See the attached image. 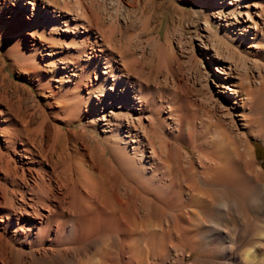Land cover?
<instances>
[{
    "label": "rangeland",
    "instance_id": "rangeland-1",
    "mask_svg": "<svg viewBox=\"0 0 264 264\" xmlns=\"http://www.w3.org/2000/svg\"><path fill=\"white\" fill-rule=\"evenodd\" d=\"M8 1L0 0V154H3L0 163H4L3 166L0 164V256L2 254L7 256L8 264H101L109 254L115 258L112 264H135L136 259L141 256L142 260L146 261L144 264H216V259L203 257L201 252L206 251V254L207 252L210 254L217 246L215 243L204 244L203 250L196 248L193 250L191 247L190 235H196V232L183 234L182 237L174 234L171 239L166 240L165 245L161 246L156 237L153 239L152 230L149 235L147 233L144 236L137 234L129 240L124 233L115 232L109 221H105L101 216V212L110 210L103 202H109V205L114 204L118 198L122 197L126 186L132 187L137 190H135L137 193L139 192L138 198L143 196L142 200L136 198L133 200L140 209L135 223L136 230L144 232L142 231L143 224L153 226L156 223L162 204V200L158 198L165 196L164 188L154 194L151 189L156 188V185L161 186L165 180L162 179V183L158 180L152 182L153 179L149 178L150 174H132L121 150H117L113 157L97 158L101 157L100 153L106 144L104 137L110 135L109 132L103 133V129L113 130V127H103V121H99L102 110L96 112L98 114H95L93 110L100 96L94 93L95 89L89 93L97 80L95 73L98 72L97 76H101L99 71H102L103 64H99L100 69L97 71L93 69L87 71L90 63L86 52L89 49L77 58L75 44L86 37L90 38L89 41L95 39L105 48L107 60L111 62L113 58L119 60V67L129 72L132 80L144 88L146 95L154 99L157 104L156 110L160 114L167 112V106H170L169 110H176L177 115L181 116L180 123L184 128L182 127L183 133L180 138L182 146L178 144L174 146L181 148L182 151L185 149L192 152L191 160L196 167L199 151H205L207 148L206 151L209 153H223L224 155L227 149L225 145L216 144V139H213V142L210 141L216 121L221 122L224 127L229 124L227 120L217 116V111L216 114L213 113L210 106L206 105L209 96H212L210 92L212 86L208 75V72L212 71L203 64L204 60L199 57L194 48L197 43L195 40L197 34L206 33L211 38L217 35L223 36L222 26L217 25L219 19L205 14V6L201 3L198 7L194 0H80L82 14L77 22L78 30L76 33L70 30L66 33L61 31L64 28L62 23H58L59 26H57L56 22H52L54 26H49L50 22L44 14V7L50 11L52 21H55L57 17L53 18V15H57L56 9L49 7L47 3H51L52 0H37L38 17L31 27L45 29L43 36L45 41L42 42L38 34L28 26L31 21L27 16L30 17L32 6L26 5L28 6V9L24 11L26 13L16 10V13L12 15L17 4L16 1H11V3ZM253 1L242 0L240 3L242 5L245 3L244 5L253 10L259 7L264 8V0ZM55 3L62 6L60 0ZM90 3L102 13V18L106 20L111 16L113 19L110 23L112 27L114 25L116 34H114L115 39L113 38L109 44L112 49L108 48V43L102 39L99 31L91 30L88 34L81 28L84 24L91 29L90 23L92 22H90L88 12L92 6ZM73 5L74 0H71L70 7L74 12L71 11L69 18L70 16L74 18L76 15ZM36 47L40 48L39 51L35 50ZM240 48L243 50L240 55L244 56L246 62L251 61L252 57L247 55L249 49L247 45H242ZM121 49L127 54L126 58L119 57L121 55H118V52ZM98 53L99 51L96 52ZM169 59L172 60L168 61ZM123 60L129 64L123 67ZM258 60L264 66V51H261ZM134 70L137 72L135 73ZM76 95L82 98L79 108L74 107L78 104ZM89 97L90 107L86 104V99ZM258 104L257 116L264 124V101ZM202 106L204 109L207 107L213 119L218 117L214 120L215 123L209 118L204 120L207 117L204 111L201 116ZM109 107L106 106L105 110L107 118L111 111ZM260 109L263 114H260ZM115 115H120V113L116 112ZM122 116L120 118H123ZM92 118L98 121L96 129L92 126ZM201 118L207 124V128L200 131L198 123ZM114 134L110 135V138H113L109 139L111 142L118 138L117 132ZM52 142H55L53 144L55 148ZM250 143L255 150V165H259L264 171V142L250 139ZM25 146L31 151L30 155L24 151ZM188 146L195 147V150L191 151ZM25 155L29 156L28 159L23 157ZM7 162L9 166L6 165ZM60 167L64 174L71 178L69 187H74L75 192L81 193L86 202L95 203L88 216L89 222L87 223L91 227L89 237L87 235L84 238L86 233L81 232L80 221H77V224L75 214L69 215L64 210L59 213L60 216L56 215L60 217L59 219L54 215L55 220L53 216L50 227L42 226L40 222L43 220L35 215L24 217L31 222H27L28 227H17L21 200L24 199L25 203L29 202L32 194L30 187L36 190V184L40 183L36 180L34 172L37 170L41 175L43 171L50 173L53 168L58 172L61 170ZM26 168L33 171L28 172ZM171 175L175 177L176 173L172 172ZM50 176L52 177L51 174ZM44 178L47 182V177ZM52 178L55 181V178ZM35 181H37L36 184H34ZM229 188L231 195L241 196V210H244L232 219L229 226L228 234L233 236L236 225L242 228V231L248 230L253 224L254 216L246 209V207L249 209L248 200L243 199L245 197L242 194L245 191L247 193V189L243 184L233 181L229 184ZM89 190L95 192H89ZM94 193L96 199L93 197ZM154 195L158 200L154 199ZM126 197L128 195L125 196V200ZM5 199L11 203L7 201V205L4 204ZM69 199L70 197L65 199L66 203ZM103 207L105 208L102 209ZM98 210L101 211L98 212ZM116 212L119 216L118 208ZM40 213L46 214L47 212L40 209ZM243 213L245 217H242ZM61 223L63 226H60L63 228H58V224ZM37 233L40 236L38 242L32 244L31 237L36 236ZM113 234L116 238H112ZM196 239L202 241L203 238ZM140 247L142 252L139 254ZM233 251L234 260L228 261V264H238L242 261V250L240 252V248L234 247ZM127 252L130 254L126 256ZM186 254H189V258ZM135 255L139 257L136 258Z\"/></svg>",
    "mask_w": 264,
    "mask_h": 264
},
{
    "label": "bare ground",
    "instance_id": "bare-ground-1",
    "mask_svg": "<svg viewBox=\"0 0 264 264\" xmlns=\"http://www.w3.org/2000/svg\"><path fill=\"white\" fill-rule=\"evenodd\" d=\"M11 1H16L17 4L16 9L12 11V15L16 13V10L26 13L24 12L28 9L26 5L29 4L32 6L30 17L27 16L31 21L28 26L32 28L33 32L38 34L40 41L44 42L45 39L43 36L45 29L31 27L38 17V1L9 0L8 2L11 3ZM56 1L57 0H52L50 1L51 3L47 2L49 7H54V10L56 9L55 12H57V15H53V18L57 17L55 21H52L50 11L48 9L46 10V7H44V14H46L49 19L47 20L50 22L49 26H54V24H51L52 22H56L55 25L57 26H59L58 23H62L64 27L61 29L62 32L68 33L70 30L76 33V30H78L77 22L79 16L82 14L81 1L74 0L73 8L76 12V18L71 16L69 18L71 11H73L72 7H70L71 0H60L62 6H59V3H55ZM240 2H242V0H194L195 5L198 7L201 6L202 3V5L205 6V14L209 15V17L218 18L217 25L222 26L221 29L223 32H221V34L223 33V36L217 35L211 38L206 33L197 34L195 38L197 43L194 48L197 50L199 57L204 60L203 64L213 72H208L212 86L211 91H208L211 92L212 96H209V98L207 97L208 103L206 105L210 106L213 113L216 114L217 111V116L227 120L229 124L227 127H224L221 122L216 121L215 123L214 120L218 117H214L213 119V116L209 115L207 107L205 108L206 110L203 106L202 108L200 107L201 116H203L202 112L204 111L205 117H207L204 120L209 118L211 122L214 121L215 123V126L213 125L215 129L211 135L210 141L213 142V139H216V144H219V146L221 144L225 145L227 149L224 155L223 153H209L206 151L207 148L205 151H199L200 153L196 158V167L191 160L192 152L185 149L182 151L180 150L181 148L179 149L174 146V144L182 146V144H180V138L183 133L182 129L184 128L180 123L181 116L177 115L176 110H169L170 106H167V112L160 114L159 111L156 110L157 104H155L154 99L146 95L144 88H141L132 80V75L129 72L119 67V60H116V58H113L112 62L107 60L105 48H103V45L98 44L95 39L89 41L90 38L86 37L75 44L77 58L81 57V55L86 52V49H89V51L86 52V54H88L86 56L90 63L87 71L88 69L97 71V69H100L98 68L99 64H103L101 67L102 71H99L101 76L98 77V72L95 73L97 80L89 93H92V90L95 89L96 92L94 93L100 96L97 102H95L93 110L95 114H98L96 112L102 110L100 115L101 118L100 120L98 119L99 121H103L102 126L105 128L113 127L112 131L103 129V133L109 132L110 135H112L117 132L118 137L117 139L115 138L116 141L114 142L109 140L113 139L110 138V135L104 137V142L106 144L103 146L101 153L99 152L101 157L97 158L101 159L104 156L113 157L117 150H121L127 159L126 165L130 168L132 174H150L149 178L153 179L152 182L158 180L162 183V179L165 180L161 186L156 185V188L151 189V192L154 194L164 188L163 192L165 196H161L163 198H158L162 200V204L160 207V214L158 218L156 217V223L153 226L150 224H143L142 231L144 232L139 230L138 232L136 230L137 226L135 225L140 212L135 200L141 199L143 196L138 198L139 192L137 193V190L135 189V191L132 187L126 186L122 197L118 198L114 204L110 203L109 205V202H103L110 210H104L105 212H101V216L105 221H109V224L115 232L124 233L129 240L137 234L144 236L147 233V235H149V232L152 230L154 233L153 239L156 237L157 242H159L161 246H163V244L165 245V242H167L166 240L171 239L174 234H176L177 237H182L183 234L196 232V235H190L191 238L190 236V239L188 238L191 242V247L193 250H195L194 248L203 250L204 244L206 245L209 242L215 243L217 246L216 248L213 247L215 249L211 251L210 254L208 252L206 254V251L201 252L203 257L216 259V264H228V261L234 260V247L240 248V252L242 250V261H239L240 263L238 264H264V171L259 165H255V150L250 143V139L264 142V124L257 116L258 103L264 101V66H262L258 60L259 56H261V51H264V8L259 7V9L255 8V10H253L250 9L249 6L244 5L245 3L242 5ZM95 7L96 6L92 5L88 11L90 22H92H89L91 24V29H88L89 27L84 26V24H81V28L88 32V34H90L91 30L99 31L102 39L108 43V48L112 49L109 44H111L114 34H116L114 33V25L112 27V23H110L113 19L109 16L105 20V18H102V13ZM208 25L207 23V26ZM22 30L23 29H21V31ZM242 45H247L249 48L247 55L252 57V60L249 62H246L244 56L240 55L241 51H243L242 48H240ZM39 49V47L35 48L36 51H39ZM94 51L95 54L93 55ZM98 51L99 53L96 54ZM118 55H121L119 56L121 58H126L127 54L121 49ZM126 60H123V67L129 64V62L125 63ZM171 60L172 59H169L168 61ZM136 72L137 70L135 73ZM76 98H78V104H75L74 107L79 108L82 98L78 95H76ZM86 104L90 107V97L86 99ZM106 106H110L109 110L111 109L108 118L105 116ZM259 108L261 107L259 106ZM116 112H119L120 115H115ZM260 114H263L262 111ZM120 116L123 118H120ZM204 120L201 118L198 123L200 131L203 128H207V124L204 123ZM208 121L205 122L208 123ZM97 122V120L92 118L91 123L95 129L96 126H98ZM204 132H206V130ZM60 141L62 140L60 139ZM54 143L52 142V145ZM191 146H188L191 151L195 150V147L193 148ZM24 151L27 155L31 154L27 146H25ZM2 155L0 154L1 161ZM23 157L28 159L29 156L25 155ZM3 164L1 165L3 166ZM6 165L9 166V163L7 162ZM26 167H28V165ZM59 169L61 170H58V172L55 168L51 169L50 173L43 171L41 175L38 174L37 170L34 172L37 177L36 180L40 181V183H37V181L34 182V184L37 183V188L35 187L36 190L30 187L32 194L30 196L31 198H29V202L25 203L24 199H22L23 201L21 200V205H19L20 214L17 216V227H28L27 224L29 223L27 222L30 221L24 217L33 215L43 220V222H40L42 226L50 227L53 216H60L59 213L64 210L67 211L69 215L75 214L77 217L76 222L80 221L81 232L83 231L86 233L85 236L83 235L84 238H86L87 235L89 237L91 234L89 233L91 227L88 226L89 223H87L89 222L88 216L90 210L94 208L95 203L93 201L89 203L86 202L81 193L75 192L74 187H69L70 176L67 177L61 167ZM26 170L28 172L33 171L30 170V168H26ZM172 172L176 173L175 177H172ZM50 174L55 178V181ZM45 176L47 177V182L44 180ZM233 181L243 184L244 188L247 189V193H245L246 191L243 192V188L242 195L245 197L243 199L248 200L249 209L247 207L246 209L249 213H252L254 219L253 224H251L250 228L248 227V230L242 231L243 229L238 228L236 225L235 229L237 230L234 229L235 233L231 236L228 232L232 219L241 212H244V210H241V196H238V199L237 196H233L230 193L229 184L233 183ZM90 191L93 192L94 190H89V192ZM127 195L128 197H126L125 200V196ZM149 195L151 196V193ZM162 195L164 194L162 193ZM68 197H70V199L69 202L66 203L65 199ZM93 197H95V199L97 198L95 193ZM154 199L158 200L156 195H154ZM4 201V204H6L7 201V203L10 202L7 199ZM245 206L247 205L245 204ZM104 208L105 207L102 209ZM116 208L119 210V216L116 212ZM40 209L45 210L47 213H40ZM100 211L98 210V212ZM244 214L245 213H243V215ZM242 217H245V215ZM59 218L60 217H58V219ZM66 222L68 223V221ZM60 225H62V223L58 224V228L63 226ZM87 229H89L88 232H86ZM45 236H47V234ZM39 237L38 233L36 236L33 235L31 237L32 244L38 242ZM199 237L201 239L203 238L202 241L196 239ZM112 238H116V236L113 234ZM139 250L140 254L142 252L141 247ZM127 254L128 252L126 256ZM109 255L101 264L114 263L112 261H114L115 258L111 257V254ZM137 257H139V255L136 256V258ZM186 257L189 258V254H186ZM142 258L141 256V258L136 259V261L134 260L135 264H144L145 260L143 261ZM8 262L7 256L2 254L0 256V264H8Z\"/></svg>",
    "mask_w": 264,
    "mask_h": 264
}]
</instances>
